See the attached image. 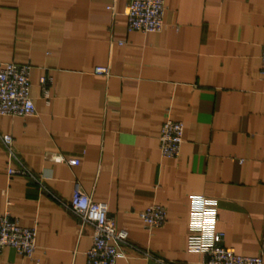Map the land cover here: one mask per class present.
Masks as SVG:
<instances>
[{
    "label": "crops",
    "instance_id": "obj_1",
    "mask_svg": "<svg viewBox=\"0 0 264 264\" xmlns=\"http://www.w3.org/2000/svg\"><path fill=\"white\" fill-rule=\"evenodd\" d=\"M125 4L0 0V64H30L35 106L0 115V133L41 183L8 177L0 144V214L36 230L33 258L7 246L0 264L85 263L92 229L62 204L76 188L127 231L115 264H206L187 248L198 196L224 246L264 255V0H165L159 32L128 30ZM166 118L183 124L177 157L160 154ZM153 204L166 221L148 230Z\"/></svg>",
    "mask_w": 264,
    "mask_h": 264
},
{
    "label": "built area",
    "instance_id": "obj_2",
    "mask_svg": "<svg viewBox=\"0 0 264 264\" xmlns=\"http://www.w3.org/2000/svg\"><path fill=\"white\" fill-rule=\"evenodd\" d=\"M124 14L128 30L159 32L163 27L165 0H125ZM260 61L264 67V44L261 45ZM29 63L5 62L0 64V115L26 117L35 113L34 103L29 96ZM94 73L107 74V67H95ZM50 81L40 79V86L46 95V85ZM183 124L166 118L160 128L159 150L164 157H177L180 152ZM0 144L5 151L8 163V177L21 176L37 184L40 181L16 156L13 138L0 133ZM53 161L77 165L78 159H66L60 154L51 156ZM63 206L76 219L80 227L88 225L92 229L91 245L85 252L84 264H115L117 257L124 256L120 250L127 245V231L117 227L103 205L80 189H74L71 198ZM148 230L162 226L166 221V210L159 204L148 206L139 214ZM217 221L216 200L193 197L190 206V220L187 234V248L201 253L206 264H264V255H240L231 247L222 244V233L215 229ZM36 230L20 226L6 211L0 214V251L12 247L19 255L33 258ZM165 264V263H164Z\"/></svg>",
    "mask_w": 264,
    "mask_h": 264
}]
</instances>
